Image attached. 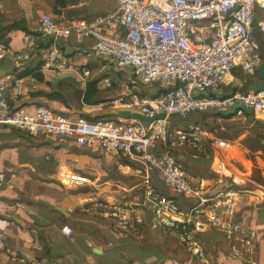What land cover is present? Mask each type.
<instances>
[{
    "label": "built area",
    "instance_id": "2783aa9c",
    "mask_svg": "<svg viewBox=\"0 0 264 264\" xmlns=\"http://www.w3.org/2000/svg\"><path fill=\"white\" fill-rule=\"evenodd\" d=\"M112 1L111 10L89 19L38 10L39 32L55 41L68 38L80 46L91 37L93 49L86 57L117 59L118 66L130 69L142 84H158L167 88V92L150 97L128 89L108 100L110 105L132 112L131 116L74 117L55 112L44 104L30 111L20 101L38 90V79L33 74L20 75L27 66L26 51L12 52L16 74L0 75V124L37 138L70 137L81 146L113 157L121 174L139 178L133 190L125 194L117 190V178L111 179L112 189L105 195L88 193L85 187L93 180L62 165L57 180L73 196V203L67 208L69 212L82 210L111 221L116 232L131 233L141 228L146 212L151 211L152 226L172 230L190 256L187 264L212 263L202 238H198L210 229L223 234L229 259L260 264L256 255L258 230L246 217L236 220V213L243 198L260 202L264 209V188L250 183L248 176L252 172L216 155L212 170L219 178H227L229 184L211 197L204 195L205 180L194 170L184 168L170 150L189 144L197 157L207 132L196 125L188 131L178 130L172 139L168 126L171 117L183 118L191 113H227L236 108L235 113L246 116L248 113L240 105L264 113V89L236 90L226 95L207 93L220 89L236 68L248 80L258 77L257 69L263 58L253 27L260 15L259 25L264 35V0ZM24 42L30 51L38 37L28 34ZM10 51L8 42L0 40V57ZM71 67L67 52L56 43L42 56L43 71H68ZM85 74L89 75L90 71L85 70ZM99 84L111 87L112 78L106 76ZM10 86L15 91L8 97L5 91ZM162 112L166 113L165 118H154ZM216 142L221 148L228 146L223 140ZM121 154H126L134 167L120 161ZM6 168L0 174V186L18 175L13 163L9 162ZM156 171L170 194H162L155 188L151 175ZM176 195L197 199L185 209ZM62 231L72 235L74 229L65 225ZM0 247H6L2 232ZM22 261L39 264L41 256L24 250Z\"/></svg>",
    "mask_w": 264,
    "mask_h": 264
},
{
    "label": "crops",
    "instance_id": "0c3cea01",
    "mask_svg": "<svg viewBox=\"0 0 264 264\" xmlns=\"http://www.w3.org/2000/svg\"><path fill=\"white\" fill-rule=\"evenodd\" d=\"M112 8V0H0V17L8 20L23 18L28 30L35 32L29 33L17 28L1 33L0 40L7 41L11 51L0 57V75L16 74L12 52L26 51L28 66L32 62H41L44 52L52 48L54 43L62 47L72 61V67L68 71H44L45 81L38 82L36 93L22 98L20 104L30 111H35L38 105L44 104L55 112L74 117L83 115L89 119L120 114L121 109L110 105L108 100L122 95L128 89L137 92L136 86L131 87L130 81L122 76V72L131 73V70L120 68L115 59L111 61L99 57H86L85 54L93 49L94 40L91 37L80 46L68 38L61 37L55 41L52 37L43 36L39 32L40 21L37 15L38 10H46L58 16L55 10L59 9L67 17L89 19L93 15L107 12ZM260 19L258 15L253 27V35L259 42L264 41L259 25ZM28 34L38 37L36 46L30 51H27L24 42ZM84 57L86 61L82 60ZM85 70H89L90 74L86 75ZM106 73L110 74L111 78L113 76L117 83L112 84L111 87L99 84L100 90L95 98L100 102L84 103L83 93L87 82ZM260 80L258 77L248 80L244 73L236 68L227 76L220 90H209L207 93L226 95L231 92L230 88L233 86H244L247 89L250 81L254 83ZM14 91L15 89L10 86L5 94L11 97ZM37 91L48 93L56 91L59 94L39 95ZM261 116L264 117V113L256 112L247 114L246 118L253 119ZM4 129L9 131L2 132L1 130ZM186 145L188 144L177 145L171 148L170 152ZM222 149L225 157L223 159L228 163L240 165L248 172L253 171V161L246 158L244 149L238 144L228 143V146ZM180 156V159L175 157L184 168L194 170L205 180L204 195L211 197L228 186L227 178L221 179L213 172L214 159L208 164L206 157L200 158V155L195 157L192 151L190 156L185 157L181 153ZM119 160L134 167L126 154H121ZM9 162L15 165L18 175L0 186V232L4 233L6 244V247H0V264H24L22 261L24 250L28 254H39L41 256L39 264H108L109 259L120 256L121 251L127 258L135 259V254L128 247L134 244L137 245L136 248L141 249L146 245L142 243L139 246L134 239L119 235L112 228L111 221L82 210L69 212L67 209L73 203V196L57 180V171L62 165H68L93 180L92 184L85 187L87 192L105 195L112 189V178L118 179L117 190L120 193L125 194L126 191L133 190L139 178L133 174H121L113 157L101 155L95 148L81 146L67 136L37 138L0 124V174L7 170L6 165ZM207 168L214 176L204 174ZM151 178L158 191L165 195L171 193L159 172H154ZM175 198L185 209L190 208L197 199L191 195H176ZM57 206L63 207L67 213ZM242 216H250V225L258 230L256 255L260 264H264V209L260 208V202L243 198L237 209L236 220L241 219ZM15 217L20 221H17ZM151 220L152 213L148 211L145 223L139 230L143 227L156 228L152 226ZM65 225L73 227L72 235L62 231ZM221 241L225 243V238L216 229H210L203 234L205 246H216ZM121 242L124 243L121 244ZM94 247L102 252H94ZM152 257L154 256L146 257L143 263L151 264L149 260L154 259ZM125 264H129V261Z\"/></svg>",
    "mask_w": 264,
    "mask_h": 264
},
{
    "label": "trees",
    "instance_id": "16d2710c",
    "mask_svg": "<svg viewBox=\"0 0 264 264\" xmlns=\"http://www.w3.org/2000/svg\"><path fill=\"white\" fill-rule=\"evenodd\" d=\"M57 7V5H56ZM56 13L60 14L61 10L56 9ZM22 29L29 33H35L29 31L26 25V22L23 18L20 19H12L8 20L5 17H0V37H2V32H10L14 29ZM261 44V55L264 59V41H260ZM41 62L34 63L32 62L26 68L20 72V75H28L33 74L37 77L38 82L45 81V73L41 69ZM110 76V74H101L91 80H89L86 84V90L83 93V101L84 103L94 104L99 103L100 100L95 98L99 93V83L102 78ZM134 76V75H133ZM135 79L136 76H134ZM117 83V80L113 79L112 76V84ZM141 83V82H140ZM253 82L250 81L249 84ZM142 84V83H141ZM173 87V86H171ZM140 90H136L142 96H150V97H158L162 96L167 92V88L162 87L158 84L153 85H144L142 84L139 88ZM231 92L236 90H240L242 92H247L246 87L244 86H233L230 88ZM34 92H30V94H34ZM228 93V94H230ZM39 95H57L58 92L48 93L44 91H37ZM212 95L216 93H210ZM63 98V96L61 95ZM200 125L206 132V136L204 137L203 149L200 152V158L206 157L208 164L212 163L214 157L216 155H220L222 158H225L223 155V149L217 144V140H223L230 144H238L245 151L246 158L253 161V171L248 176V179L252 185L263 187L264 188V117H255L252 119H247L246 116H239L237 113L228 114L226 112H207V113H191L183 118L171 117L169 123V133L170 137L174 139L176 137V132L178 130H191L193 126ZM158 228V227H157ZM162 228V227H161ZM166 231H171L169 228H164ZM119 235L125 236L126 238L133 237L129 235L127 232H117ZM203 234L198 235V238H202ZM174 235V234H173ZM175 236V235H174ZM178 242V241H177ZM179 244V242H178ZM151 244H146L140 248L134 247L132 252L135 254V259L127 258L125 254L121 251L120 256L109 259L108 264H125L126 261H129V264H144V259L146 257H150L154 255V251L150 247ZM180 246V244H179ZM205 246V245H204ZM181 247V246H180ZM182 248V247H181ZM183 249V248H182ZM205 250L208 253L206 246ZM189 255V254H188ZM209 255V253H208ZM164 258V250H160L158 254V258ZM121 260V262L119 261ZM163 260H170V258H164ZM188 261V258H187ZM187 261L184 264H187ZM212 262V261H211ZM226 262L225 260L222 262H218V264H223ZM229 264V262H226ZM195 264H199L195 262ZM212 264V263H211ZM235 264H245L242 261H237Z\"/></svg>",
    "mask_w": 264,
    "mask_h": 264
},
{
    "label": "rangeland",
    "instance_id": "374dc122",
    "mask_svg": "<svg viewBox=\"0 0 264 264\" xmlns=\"http://www.w3.org/2000/svg\"><path fill=\"white\" fill-rule=\"evenodd\" d=\"M122 76L124 78H127L130 81L131 87L133 85L136 86V90H140V86L142 85L137 79L134 78V76L131 73L122 72ZM174 117V116H173ZM177 118V117H176ZM171 119V118H170ZM191 145H186L183 148H176L172 150V153L177 157V159H180V153L183 154V156H190V153L192 151ZM184 162V161H183ZM249 164V163H248ZM264 165V163H262ZM79 171V169H77ZM211 171L206 169L204 174L214 176L213 174H210ZM66 193V192H65ZM90 193V192H88ZM261 208V206H260ZM243 218L246 217L248 219V223L250 224V216H242ZM241 217V219H242ZM239 219V220H241ZM145 229V230H144ZM133 237L131 239H134L138 243L139 246L144 244H152L150 247L154 251V259H150L151 264H184L187 261V258H189L188 253L182 249L175 236L171 231H166L164 228H148L143 227L139 231L131 232ZM139 236V237H137ZM124 242H121L123 244ZM131 247H137V245L131 244ZM126 247V246H123ZM130 248L131 250L133 248ZM206 249L209 253L210 259L212 261V264H218V262L226 261L229 262V264H235L237 261L231 260L228 258L226 253V246L224 242L217 243L216 246L208 245L206 246ZM160 250H164V258H170V260H163L164 258H158V254ZM121 262V260H119ZM224 262L223 264H228Z\"/></svg>",
    "mask_w": 264,
    "mask_h": 264
},
{
    "label": "water",
    "instance_id": "95a60500",
    "mask_svg": "<svg viewBox=\"0 0 264 264\" xmlns=\"http://www.w3.org/2000/svg\"><path fill=\"white\" fill-rule=\"evenodd\" d=\"M116 63L118 64V60L115 59ZM257 72H258V78L261 79L259 82H254L252 84H250L248 87H247V91L248 92H258L259 90L261 89H264V59L262 60V62L260 63V65L258 66V69H257ZM220 90V89H219ZM240 108L244 109L248 114H254L256 113V110L253 109L252 107H249V106H246V105H240L239 106ZM235 109L236 108H233L229 111H227L228 114H233L235 113ZM119 113L121 115H124V116H131L132 115V112H130L129 110L125 109V108H121V110L119 111ZM135 114H138V112H136ZM166 117V113L165 112H162L160 114H157L155 115L154 118H165ZM255 118L252 119V121L254 120ZM2 132H8L9 130L7 129H4V130H1ZM57 208H59L61 211L66 212V210L61 207V206H57ZM15 219L17 221H20L19 218L15 217ZM22 224L26 225L25 222L21 221ZM90 245V243H89ZM94 252H97V253H101L102 250H100L99 248H96L94 247L93 248Z\"/></svg>",
    "mask_w": 264,
    "mask_h": 264
}]
</instances>
